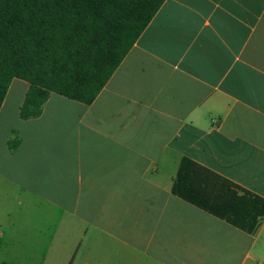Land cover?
Masks as SVG:
<instances>
[{"label": "crops", "instance_id": "0c3cea01", "mask_svg": "<svg viewBox=\"0 0 264 264\" xmlns=\"http://www.w3.org/2000/svg\"><path fill=\"white\" fill-rule=\"evenodd\" d=\"M28 88L0 108V264H264V219L172 191L187 158L264 199V0H166L90 105L23 120Z\"/></svg>", "mask_w": 264, "mask_h": 264}, {"label": "trees", "instance_id": "16d2710c", "mask_svg": "<svg viewBox=\"0 0 264 264\" xmlns=\"http://www.w3.org/2000/svg\"><path fill=\"white\" fill-rule=\"evenodd\" d=\"M165 1L0 0V108L14 79L29 84L23 120L53 93L90 105ZM172 191L248 234L264 219V199L187 158Z\"/></svg>", "mask_w": 264, "mask_h": 264}]
</instances>
